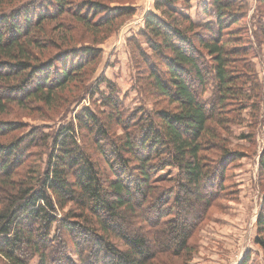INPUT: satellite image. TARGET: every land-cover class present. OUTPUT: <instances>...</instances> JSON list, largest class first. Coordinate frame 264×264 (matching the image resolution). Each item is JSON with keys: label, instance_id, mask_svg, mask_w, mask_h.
Here are the masks:
<instances>
[{"label": "trees", "instance_id": "1", "mask_svg": "<svg viewBox=\"0 0 264 264\" xmlns=\"http://www.w3.org/2000/svg\"><path fill=\"white\" fill-rule=\"evenodd\" d=\"M16 2L0 0V113L13 103L58 104L57 93L77 74L91 76L96 69L100 49L82 42L38 58L35 50L50 39L46 20L77 6L76 19L101 27L134 10L94 0ZM190 5L154 0L155 10L144 17L142 34L152 53H140L148 69L138 67L134 86L172 107L127 109L117 86L104 78L100 106L107 111L82 106L75 122L49 132L0 117V256L7 264H170L159 256L189 258V238L226 194V166L239 158L219 142L218 127L241 122L242 110H256L261 96L248 60L264 42V0L255 5L256 45L247 35V0H204V21L190 17ZM210 80L212 93L205 96ZM90 88L92 80L78 94ZM114 122L122 133L112 131ZM48 144L43 164L40 152ZM209 147L220 148V156L209 157ZM167 167H174L171 178L162 173ZM258 174L264 189V133ZM257 225L264 226L262 209ZM256 241L264 247L263 239Z\"/></svg>", "mask_w": 264, "mask_h": 264}, {"label": "rangeland", "instance_id": "2", "mask_svg": "<svg viewBox=\"0 0 264 264\" xmlns=\"http://www.w3.org/2000/svg\"><path fill=\"white\" fill-rule=\"evenodd\" d=\"M16 1L18 0H12V3ZM75 1L79 3L81 0ZM94 1L110 6H130L134 10L129 16L122 15L114 18L113 23L99 27V25H90V22H80L75 16L77 6H70L57 20L45 21L44 26L49 31L50 39L35 50L38 58H46L57 52L60 45L69 47L82 42L97 46L101 54L93 74L91 76L89 73L79 76L77 74L63 92L57 93L58 97L60 96L58 104L46 106L41 103H26V107H20L13 103L5 112L0 113L1 118L16 119L27 125L39 124L43 126L44 132H49L69 121L75 122L74 116L82 106L107 111L108 107L100 106L101 95L107 92L106 82L101 80L104 78L117 86L119 100L127 109L144 106L154 111L160 106H173V103L164 97H155L151 94L142 96L134 86L138 77V67L148 69L140 53H152L142 30L145 14L155 10L154 0ZM247 1V35L256 45L251 34V30L255 28L253 21L257 14L256 0ZM203 3L204 0H195L192 9L190 5L188 13L193 20L208 19V15L202 10ZM262 20L264 21V18ZM58 24L62 26L59 28ZM259 47L254 54L251 50L248 60L251 61V69L260 83L261 96L257 109L254 111L251 107L243 109L241 122L232 123L226 129L218 127L221 139L219 142L226 145L230 151L239 153V158L231 159L225 169L226 194L219 196L214 205L208 209L205 220L190 236L189 242L194 244V249L190 251L187 261L174 255L159 256L170 264H241L246 254H249L247 264H264V247L256 241V238L264 240V226L257 225L260 210L264 212V189L259 184L258 174V158L263 146L264 133V42L260 41ZM151 58L163 67L159 60ZM139 77H141L140 73ZM89 80H92L93 88L79 95L78 92L88 85ZM213 85L210 80L204 92L205 96L211 95ZM64 108H67L66 111ZM112 131L122 133L120 125L116 122L112 125ZM14 133L16 132L12 134ZM34 150V152L41 151L40 148ZM49 150L48 144L46 151L40 152L39 158L43 164ZM207 152L209 157L218 158L221 149L209 147ZM34 158V155H30L28 163H32ZM174 172V167H167L162 171L164 176L169 178ZM0 264H7L2 256H0Z\"/></svg>", "mask_w": 264, "mask_h": 264}, {"label": "crops", "instance_id": "3", "mask_svg": "<svg viewBox=\"0 0 264 264\" xmlns=\"http://www.w3.org/2000/svg\"><path fill=\"white\" fill-rule=\"evenodd\" d=\"M195 0H191V5H192V7H191V9L193 8V2H194Z\"/></svg>", "mask_w": 264, "mask_h": 264}]
</instances>
